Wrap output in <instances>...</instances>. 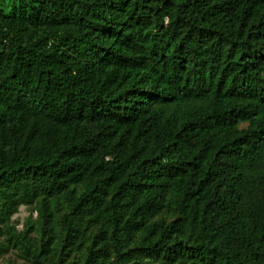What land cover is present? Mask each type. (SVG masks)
<instances>
[{"label":"trees","instance_id":"trees-1","mask_svg":"<svg viewBox=\"0 0 264 264\" xmlns=\"http://www.w3.org/2000/svg\"><path fill=\"white\" fill-rule=\"evenodd\" d=\"M0 233L37 264H264V0H0Z\"/></svg>","mask_w":264,"mask_h":264},{"label":"rangeland","instance_id":"rangeland-1","mask_svg":"<svg viewBox=\"0 0 264 264\" xmlns=\"http://www.w3.org/2000/svg\"><path fill=\"white\" fill-rule=\"evenodd\" d=\"M36 215L37 212L26 204H19L17 211L12 213L7 220L9 230L14 233V235L19 232L22 234L26 228H28V223L34 224L31 221L36 218ZM38 237L39 234H36L32 228V230L28 232V239H24V241L29 244L30 248L38 250ZM14 242L15 239H12L10 234L0 233V264H37L32 258L24 254L19 247H16L15 244L13 245ZM48 259L52 260L54 257L51 256Z\"/></svg>","mask_w":264,"mask_h":264}]
</instances>
